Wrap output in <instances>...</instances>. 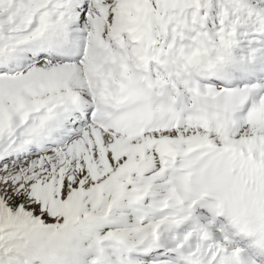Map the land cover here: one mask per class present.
<instances>
[{"label": "snow or ice", "instance_id": "obj_1", "mask_svg": "<svg viewBox=\"0 0 264 264\" xmlns=\"http://www.w3.org/2000/svg\"><path fill=\"white\" fill-rule=\"evenodd\" d=\"M0 264H264V0H0Z\"/></svg>", "mask_w": 264, "mask_h": 264}]
</instances>
